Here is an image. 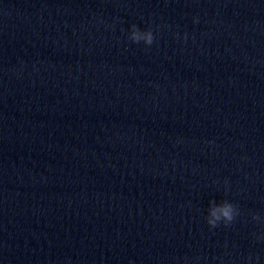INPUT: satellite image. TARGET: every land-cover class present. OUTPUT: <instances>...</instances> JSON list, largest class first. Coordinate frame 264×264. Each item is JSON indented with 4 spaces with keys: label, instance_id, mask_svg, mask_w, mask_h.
<instances>
[{
    "label": "clouds",
    "instance_id": "clouds-1",
    "mask_svg": "<svg viewBox=\"0 0 264 264\" xmlns=\"http://www.w3.org/2000/svg\"><path fill=\"white\" fill-rule=\"evenodd\" d=\"M194 22L198 23V20H195ZM132 28L134 29V31L129 37L131 41H133L134 43H139L143 38L146 45H152L154 41V34L151 30H146L144 33H141L140 29L136 25H132ZM239 214L240 213L237 206L233 205L232 203H224L220 207L212 208L206 219L207 223L212 228H215L221 222L226 226L231 224ZM253 219L259 221L260 217L258 215H253ZM249 260H251V257H249Z\"/></svg>",
    "mask_w": 264,
    "mask_h": 264
}]
</instances>
